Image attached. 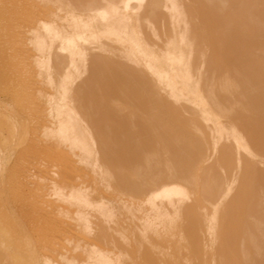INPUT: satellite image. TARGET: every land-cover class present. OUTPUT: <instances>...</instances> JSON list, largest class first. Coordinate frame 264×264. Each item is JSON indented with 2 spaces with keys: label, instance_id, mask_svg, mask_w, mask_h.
Listing matches in <instances>:
<instances>
[{
  "label": "bare ground",
  "instance_id": "obj_1",
  "mask_svg": "<svg viewBox=\"0 0 264 264\" xmlns=\"http://www.w3.org/2000/svg\"><path fill=\"white\" fill-rule=\"evenodd\" d=\"M26 4L35 6L31 2ZM38 8L40 15L36 17L38 24L34 32L38 50L36 61L45 72L46 82L53 85V91L60 97L49 98L51 106L48 110L56 121L54 126L57 137L69 146L76 158L83 157L84 162L87 159L96 168L90 171L100 181L107 177V181L101 185L110 187L114 196H117L114 197L116 200L121 198L122 208L130 214L132 220H140L142 240L138 244L145 243L151 252L146 258L140 256L142 263L165 264L166 258H182L186 264H198L196 262L200 257L209 255V264H264V171H255L253 164L254 160H264L261 159L264 157V0H189L187 3L182 0H39ZM55 9L66 14L64 29L57 22ZM112 44L118 47L121 54L119 57L129 61L128 64L123 59L107 62L101 57L103 54L108 57L113 54ZM216 44L219 46L214 50ZM131 63L142 65L146 69L145 76H140L131 68ZM220 63L225 68L226 73L222 71L223 75L216 70ZM88 64L104 89L100 92V101L103 104H108V100L116 102L114 106L119 105L117 114H112L105 107L104 115L96 118L92 113L94 110L87 105L89 101L84 104L79 97L76 100L72 87ZM215 70L218 75L212 77L210 72L214 74ZM221 75L223 80L219 82ZM216 77L218 82L215 81ZM225 80L233 81L235 88ZM94 81L89 77L83 82L90 85ZM79 88H76L77 94L83 93L82 88L80 91ZM163 94L174 102L191 107L204 122L208 138H203L200 132L202 139H196L197 142L193 137L191 139L189 135L192 132L185 123L182 108L168 104ZM115 97L119 101L124 99L125 106L124 101L120 104ZM1 106L2 111L6 112V107ZM211 108L217 114L212 113ZM9 115L11 117L12 113L9 112ZM12 120L15 121L14 118ZM14 121L11 122L12 130L17 138L18 129ZM119 134L134 135L132 138L128 135L129 139L121 135L126 139L123 140ZM136 134H148L151 137L148 140V137L142 138L147 141L148 147H153L151 154L141 148L145 142L139 140ZM112 137L118 145L122 140L121 146H132L140 152L135 151L136 155H133L138 158V163L136 169H133L134 185L130 184L133 185L131 188L128 185V191L120 188L108 166V142L114 140ZM117 144L115 141L112 143L114 147ZM132 147L131 151L134 152ZM204 148L206 155L202 154ZM157 155L163 156L164 160L162 157L160 160ZM210 159L226 171L223 172L224 177L209 176L208 172L205 174L200 165ZM232 163L234 169L230 170ZM6 165L5 161H0V182L5 201L12 208L5 178ZM228 171H231V175H228ZM98 180L92 182L98 184ZM160 180H168V183L160 184ZM144 185L152 189L144 192ZM108 187L104 189L106 192ZM67 188L71 192L66 200L75 199L85 206L94 207L97 213L99 211L109 221L111 208L93 200L96 189L88 188L89 192L81 195L73 189L72 182L62 180L61 184L54 185L53 192L62 198ZM99 194L102 195L101 191ZM192 195L198 204L183 212L182 202L189 200ZM13 212L16 217L14 220L23 228L22 242L25 250H17L12 244L13 237L0 229V264H79L71 254L74 242L70 237L63 236L56 245L64 250L60 260H57L53 254L55 249L45 254L39 246L41 244L37 243L36 235L28 230L29 227L25 226L17 212ZM115 221L112 223L116 224ZM201 224L209 233V239L204 243L208 245L204 247L210 248V252L206 251V254L201 251L203 248H199L197 240L199 231L205 230ZM127 227L125 225L124 230H118L121 236L118 231L115 233L129 245L132 240L138 242L134 238L131 240L132 230L129 232ZM107 228L111 229L108 225ZM102 241L107 245L108 237L104 236ZM100 242L99 238L90 243L91 254L97 264H123L122 260L131 257L126 251L113 257L111 253L116 252L107 246L103 247ZM133 248L136 249V246ZM183 250H187L189 258L181 256Z\"/></svg>",
  "mask_w": 264,
  "mask_h": 264
},
{
  "label": "rangeland",
  "instance_id": "obj_2",
  "mask_svg": "<svg viewBox=\"0 0 264 264\" xmlns=\"http://www.w3.org/2000/svg\"><path fill=\"white\" fill-rule=\"evenodd\" d=\"M188 1L189 0H182L183 3H187ZM28 2H31L35 6L39 7V0H0V63H1L0 64V106L2 104V106H4V108L6 107L8 109L7 110L5 108V110H4V108H3V110L6 111V112H3L2 108H0L1 109L0 110V161H5L7 163L6 170H5V178H6V184H7L8 192H9L10 199H11V205H12V208H11L10 204H8V202H6L7 200L4 197L5 195L3 194L4 192L2 189L3 186L1 185V182H0V189H1L0 190V229H3L7 235H11L13 237V243L12 244L17 250L24 252L23 250H25V246L22 242L23 228H22V225L18 223V221L16 222L14 220V219H16V217H15L13 211H15V213L17 212V215L22 219L25 226H27V228L29 227L28 230L29 231L31 230L30 232L32 234L36 235L37 243L41 244V245H39L41 250L45 254H47L51 250L53 251L55 249L53 254L55 256V259H57V260H60V254L63 253L64 250L61 247H57L56 245L62 240L63 236H66V237H70L74 242V245L71 248V254L76 258V260L78 261L79 264H97L95 257L91 254L90 243L93 241H97V239H99V238L101 241L100 243L103 247L107 246L108 248H110V250H112L113 252H116V253H111V254H113V257H115L114 255L119 253V252H124V253L127 252L129 255H131V257H130L131 259L129 258L131 260L130 261L131 263L129 262V259L126 258V259L122 260L123 264H143L141 259H140V256L142 255L144 258H146L147 256L151 255V252H150L149 247L145 243L142 242L140 245L138 244L140 242V240H142L141 234L139 231L141 228V226L139 224L140 220H138V219L132 220L130 214L126 213L127 211H125L124 208H122L123 206L121 204L122 203L121 198H119L121 200V202L119 203V199L116 200V198H114L117 196L116 195L114 196L115 193H113V190L110 187L107 186L108 187V189H106L107 192L104 190L107 187H106V185H104L105 187H103L102 185L104 184V182L107 181L108 178L104 177L105 180L102 178L103 182L100 181V178H97L95 176L96 174L94 172H92L96 168L91 163H89V161H86L87 159L85 160L86 163L88 162L86 164L84 162V160H82V159H84L83 157L76 158V155L69 148V146L57 137L56 126H54V125H56V121L52 118L51 115H49L50 112L48 110L51 106V104H49L50 103L49 98L50 97L51 98L57 97L59 99L60 97L56 94L55 91H53L54 90L53 85L49 82L48 83L46 82L47 80H46L45 72L37 64L36 54H38V50L36 49V44H35V40H34V32L36 31V26L38 24L36 17L40 15V11H39L38 7L35 8V6H32V7L28 6L26 4ZM54 11L58 15V19H57L58 24L61 26V28L64 29L66 26V22H67L65 12L60 10V9H55ZM164 14L166 15L165 17H167L166 12H164ZM162 18H163V16H162ZM62 25H63V27H62ZM19 30H21L22 32H20ZM11 31L13 33H11ZM15 31L18 33H16ZM23 37H25V38H23ZM113 44H115V43H113ZM113 44L111 47L113 49V54L115 56L113 54H111L113 56L109 55L110 57H108L107 54H103V55H101V57L107 62H114V61H117L118 59L119 60L123 59L122 61H127L124 58L119 57V55H121V54L118 50V47L116 45H113ZM213 44H215L214 41H213ZM213 44H210V45L212 46ZM216 45H214V50H216L215 47L219 46V45H217V46ZM211 49H213V48H211ZM214 50H213V52H214ZM27 57H29V58L27 59ZM97 57H99V56H97ZM222 58L223 57H221V59ZM217 60H219V57ZM222 60H224V59H222ZM34 62H36V63H34ZM126 63L128 64L129 61H127ZM222 63H223V61H222ZM222 63H220L221 65L219 64L220 67H217L216 70L218 72H221V74L223 75V72H224V74L226 72L224 71L225 68L222 65ZM36 65H37V67H39L38 69H37V67H35ZM29 67H30V69H29ZM131 68H134V70L140 76H145V74H146V69H144V67L140 64L136 65L134 63H131ZM40 71H42V73H40ZM215 71H214V74H213V72H210V73H212L211 76L212 75H218L217 71L216 72ZM222 75L219 76L220 80L218 77H216L215 81L221 82V80H223ZM31 76H32V79H31ZM226 76H229V74L225 75V77ZM89 77H91V79L93 81L95 80L90 85L83 82L84 80H86V78H89ZM209 77H210V75H209ZM212 77H214V76H212ZM217 78H218V81H217ZM225 79H228V78H225ZM211 80H213V78ZM225 81L229 82L230 80H225ZM229 83H232V84H230L232 86L236 85L235 83L233 84V81L229 82ZM75 84H77V85H75ZM94 84L97 85V86H95V88H93ZM78 86L80 87L79 91L82 88L81 90H83V93L79 92L77 94L78 90L76 88H78ZM234 86L232 88H235ZM52 87H53V89H52ZM102 88L103 87H101L100 81L98 79H96L95 73L91 72V70L89 68V64L86 66V68L84 67V72L79 77L76 78V80L73 84V87H72V92L75 94L76 100L79 97V100H82V103H84V104H85V102H88V101L90 102L89 103L90 105L89 104H87V105L89 107L91 106V110H94L92 113H93L94 117H96V118L104 115V108L105 107L109 108L110 111L112 112V114H114V115L119 112V107H118L119 105H115L117 108L114 106V104H116V102L111 103V100H108V104H103L100 101V96H99L100 92L104 90ZM75 90H76V92H75ZM93 90H95V91H93ZM6 95L8 98L6 97ZM163 95H165V94H163ZM85 96L87 98H85ZM114 99L115 100L118 99V101H119L118 97H115ZM6 100H7V102H6ZM164 100L172 106H177L179 109H180V107L182 108V110L184 112V113L182 112V115H183V118L185 119V123L187 124L188 129L192 132V133H190L191 136L189 135V137L191 139L193 137V139L195 141H196V139L198 141V140L202 139L201 136H203V138H208L207 137L208 136V130L205 127L204 122L200 119V117L196 114V112H194L193 110L190 109L191 107L186 106L187 107L186 108L185 105H183L182 103L174 102L171 98H168L167 95L164 96ZM121 101H122V99H121ZM121 101H119V103L121 104L124 101L123 102V105H124L125 100L123 99V101L122 102ZM112 102H114V100ZM94 103H95V105H94ZM123 105H122V107L124 108L125 105L124 106ZM126 107H127V105H126ZM188 108L191 110V112L193 111L194 113L192 114ZM128 109H126V110L124 109V110L127 111ZM7 111H9L10 114L12 113L11 117L9 115V112L7 113ZM189 112L191 113L190 114L191 116L189 115ZM216 112L212 109V113L217 114ZM218 113H219V110H218ZM1 114H3V115L1 116ZM194 114H196V115H194ZM192 115H194V116H192ZM12 116H14V117H12ZM12 118H14L15 121L12 120ZM13 121H14L15 127H17V129H18L17 130L18 131L17 138H15L13 135L12 124H11V122H13ZM49 121H51V122H49ZM102 125L104 127L103 129H105L104 124H102ZM43 128L44 129L47 128V129L44 130ZM134 129H136V127ZM137 132H139V130ZM200 132L202 134L201 136L199 135ZM197 134L199 135V137H197L198 136ZM121 135H123V136L126 135L125 137H127V139H129L130 137H128V135H130L132 138L133 137L132 135H134V134H132V135L131 134H125V135L121 134ZM121 135L119 134L120 138H122ZM141 135L136 134V136H139V140L141 139V141L143 143L145 142V144L141 145V148H143L145 152L150 153V151L153 150V147H151V146L148 147V145L146 144L147 141H144L143 139H146L148 137L147 138V140H148L151 137L148 134L143 135L145 138ZM45 137L47 140L45 139ZM50 137H51V139H48ZM125 137H124V139H125ZM40 138L43 139L44 142L41 141ZM112 138L114 140H109V142H108V147H109V151H107V154L109 156L108 166H109V169L114 174L117 181L119 182L120 188L122 190L128 191L129 190L128 185L133 184V182H134V181H132V179H134V177H135L133 169H136L135 166L138 163V158L136 156L133 157V155H136V152H138V151L135 150L132 146H130L128 148L127 147L124 148V146L120 145L122 140H121V142L119 141L120 143L118 145L115 138L114 137H112ZM120 138H119V140H120ZM137 139H138V137H137ZM13 140H14V142H13ZM15 141H17V143H15ZM50 141H51V143H50ZM52 141H54V142L52 143ZM110 141L112 143L115 141V145L117 144V146L114 147ZM37 142H39V143L37 144ZM40 142H41V144H40ZM48 143H49V145H48ZM11 144L12 145L14 144L13 147ZM116 147H118V149ZM131 147L133 148L134 152L136 151L135 153L133 151H131ZM113 149H114V151H113ZM20 151H22V152H20ZM125 151H127V152H125ZM129 151L131 152V154H129ZM24 152L26 153V155ZM121 152H123V154H120ZM202 152H203L202 153L203 155H206L205 148L203 149ZM138 153H140V152H138ZM141 153H144V152H141ZM11 154H13V155H11ZM128 154H129V156H128ZM7 155H8V157L10 156V159L7 157ZM130 155H132L131 156L132 158H130ZM159 155H161V152ZM164 156H166V155L164 154ZM262 156H263V154H261V157ZM158 157L160 158V160H161V157H162V160H164L163 156H161V157L158 156ZM79 159L82 161H80ZM165 159H166V157H165ZM247 159H248V157H247ZM261 159H264V157ZM259 160L260 159L254 160L253 164H254L255 171H264V160L263 161H259ZM212 161H213V159H210L205 164L203 163L202 165H200V167H202L204 169V172L206 175H207L206 172H208L209 176L215 175L218 177L219 176L224 177V173H226V171L225 170L223 171L219 166H217L214 163V161H213V164L211 165ZM11 162H12V164H11ZM74 162H76V163H74ZM73 165H74V167H73ZM125 167H128V168L125 169ZM70 168H71V170H70ZM231 168H233V163L230 167V170H231ZM90 170H92V171H90ZM208 170H210V171H208ZM220 170H221V173L223 175L220 174ZM230 172L231 171H228V175H231ZM83 173L86 176H84ZM129 175L131 177H129ZM11 178H13V179H11ZM19 179H20V181H19ZM97 179H99L98 184L93 183V182H97ZM13 180H14V182H13ZM62 180H67V181L72 182L73 189L79 191L81 195H86L89 192L88 188L89 189H91V188L96 189V192L93 195V200L98 201L102 205L103 204L107 205V207L109 209L111 208L110 209V219H109L110 222L108 220L106 221L105 216L99 214V211L97 213L95 211L94 207L85 206L79 200H77V202L75 199L66 200L65 198H68L69 194L71 192V190L68 188L65 189L63 192L64 193L63 194L64 200H63V197L61 198L60 196L55 195L53 192L54 185L61 184ZM163 181L165 183L166 182L168 183V180H166V181L163 180ZM161 182H162V180H160L159 181L160 184L164 183V182H162V183ZM101 183H102V185H101ZM93 185H95V186H93ZM133 185H130V188L133 187ZM142 189L145 190L144 192H148L149 190L152 189V187H150L148 185H144L142 187ZM100 191H101L102 195H103V193H105L104 196L99 194L100 196H102V198L99 197V195H98V193ZM46 192H48V193H46ZM76 193H78V192H76ZM108 193H109V195H108ZM24 195H25V197H24ZM26 195H28V196H26ZM43 195H46V196H43ZM263 195H264V193H263ZM48 196L50 197V199ZM103 197H106L105 201H104ZM107 197L109 200H107ZM191 197L189 198V200H185L182 202V211L183 212H185L190 206L193 207L195 204H198L195 197L193 195ZM20 198H21V200H20ZM113 203H114V205H113ZM19 206L21 207V209ZM42 206H44V207H42ZM17 208H19V209L17 210ZM8 210H10V211H8ZM20 210H21V212H20ZM56 210H57V212H56ZM196 210H198V208ZM64 212H67V214H64ZM115 212H118V213L120 212L119 216H118V213H116V215H115ZM52 215H55V216L53 217ZM120 215H121V217H120ZM113 216H115V217L117 216L118 219L114 218ZM128 216H130V217H128ZM62 217L63 218L65 217V219H63ZM121 218H122V220H121ZM31 220H33V221H31ZM114 220H116L119 225L117 223L113 224L112 222H114ZM13 222H15L16 224ZM29 222H30V224H29ZM106 223H108V224H106ZM31 224H33L35 226H33ZM45 225H47V226H45ZM107 225L109 227H111V229L108 230ZM125 225L128 227L133 226L132 227L133 229H130L128 227H127V229H129L128 230L129 232L132 230L131 240L134 238V240H137L138 242L134 241V242H136V243H134L132 240V241H130L131 244L129 245V243L125 242V240L123 238L122 239L124 241L121 240V237H119L121 235H120V232L118 230H122ZM201 226H202L203 230H204V228H205V230L199 231L200 235L199 234L198 235L200 237L197 235V238H198L197 240H198L199 248L200 249L203 248V250H201V251L202 252L205 251L204 254H206V251L210 252V248L206 247L208 245V243L204 244L207 241L209 233L203 224H201ZM67 228H69V229H67ZM115 231L119 232L118 233L119 236L115 233ZM72 233H73V235H72ZM104 236L108 237L109 241L107 242V245H105L106 244L105 241H102ZM101 238H102V240H101ZM39 239H41V240H39ZM153 240H155V239H153ZM156 241H159V240H156ZM126 243H127V245H126ZM133 243L136 246V249L133 248V247H135L133 245ZM112 244H113V246H112ZM160 244L164 245V243L162 241H160ZM204 245H206V246L204 247ZM114 246L116 249L119 248V249H122L123 251L122 250L117 251L116 249H114ZM130 246H131V248H128ZM139 246H141V247L139 248ZM77 248H78V250H77ZM130 249H132V250H130ZM140 249H141V251H140ZM181 250H182V248L180 249V251ZM131 251H132V253H129ZM186 253H187V250H186V252H184V250H183V252H180L181 256H183V258H185V259L189 258V254H186ZM207 254H209V253H207ZM184 255H186L187 257ZM204 257H206V258H204ZM204 257L203 256L200 257L196 263L199 262L198 264H209V261H210V259H208V258H210L209 255L204 256ZM167 260H168V262H167ZM152 261H154V259H152ZM165 264H186V262L182 258L176 259V260L166 258Z\"/></svg>",
  "mask_w": 264,
  "mask_h": 264
}]
</instances>
